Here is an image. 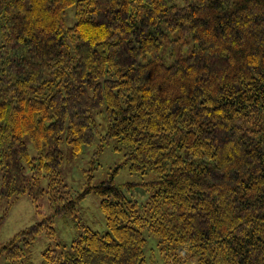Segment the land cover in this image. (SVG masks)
<instances>
[{
    "label": "trees",
    "instance_id": "trees-1",
    "mask_svg": "<svg viewBox=\"0 0 264 264\" xmlns=\"http://www.w3.org/2000/svg\"><path fill=\"white\" fill-rule=\"evenodd\" d=\"M180 1L0 0V228L21 196L50 208L0 264H154L144 230L165 264H264V0ZM63 137L74 156L123 146L129 172L153 176L145 204L113 175L69 191ZM91 192L106 230L56 242L53 220ZM41 233L54 241L35 263Z\"/></svg>",
    "mask_w": 264,
    "mask_h": 264
},
{
    "label": "rangeland",
    "instance_id": "rangeland-1",
    "mask_svg": "<svg viewBox=\"0 0 264 264\" xmlns=\"http://www.w3.org/2000/svg\"><path fill=\"white\" fill-rule=\"evenodd\" d=\"M175 2L179 6L183 4L180 0H175ZM65 22L67 27L74 25V7L67 9ZM95 119L99 125L100 134H105L107 123L104 118L103 109L95 113ZM60 149L63 155L60 166L61 177L63 183L73 194L82 192L88 185V175H92L91 185H97L113 175L115 185L122 187L123 192L137 200L140 205L145 204L147 195L143 192L141 184L143 182H150L153 176L144 175L142 179L139 174L130 173L128 167L124 164L125 149L120 144L111 141L99 151L98 142H94L92 145L84 147L79 155L74 156L63 137ZM30 151L32 153L31 149ZM127 184H134L135 186L127 187ZM40 186L41 188H46V179L41 180ZM3 203H1L3 205L0 206V211L7 205L6 202ZM99 203L100 198L91 192L81 200L77 206V210L71 217L66 219L55 218L52 226L56 242L69 245L77 234L79 223L98 232L106 230L104 216L100 210ZM49 213L50 208L45 194L38 195L36 203H33L27 195L21 196L10 208L0 228V243L2 245L6 244L16 233L41 222ZM144 236L147 239L146 257L148 255L152 257L151 259L148 258V260L154 262V264H165L164 252L161 248L162 245L158 243V239L146 230H144ZM53 241L54 238L48 239L45 233H41L36 238L33 250V261L35 263L40 262L41 253ZM2 262L0 258V263ZM185 264L196 263L188 260Z\"/></svg>",
    "mask_w": 264,
    "mask_h": 264
}]
</instances>
